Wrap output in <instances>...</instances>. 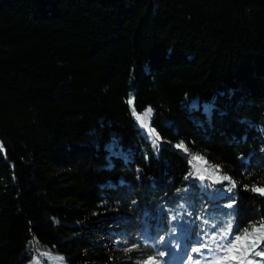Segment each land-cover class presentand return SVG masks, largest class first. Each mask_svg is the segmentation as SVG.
<instances>
[{"label": "trees", "instance_id": "16d2710c", "mask_svg": "<svg viewBox=\"0 0 264 264\" xmlns=\"http://www.w3.org/2000/svg\"><path fill=\"white\" fill-rule=\"evenodd\" d=\"M262 128L264 0H0V264L223 255L229 219L264 217Z\"/></svg>", "mask_w": 264, "mask_h": 264}, {"label": "snow or ice", "instance_id": "6c2138e0", "mask_svg": "<svg viewBox=\"0 0 264 264\" xmlns=\"http://www.w3.org/2000/svg\"><path fill=\"white\" fill-rule=\"evenodd\" d=\"M127 103L129 105H133V113L136 114V110L134 107V98L128 99ZM153 109L148 107L143 111L142 114H137L136 119L140 122L142 127L147 128L148 124L145 122L147 118L151 117ZM152 135L155 136V141H159L160 137L155 131H152ZM177 149H182L187 152V148L184 142H180L175 145ZM195 160H201L202 157H193ZM188 179V176L185 177ZM198 179L203 181L205 179L204 175H199ZM219 181H231V178L228 175H224L219 177ZM235 182L231 183V188H235ZM231 188L228 191H231ZM244 190H250L253 193L258 194L260 197H264V186H257L253 184L250 188L248 185H244ZM236 203L235 199H232L230 203L226 205V207H233ZM234 218L229 219L223 227L219 230V240L221 243L216 244V249L223 253V255H214V259L208 260V264H228L230 261L236 262V264H259L258 261H254L253 259H249V255L253 254L256 257L264 258V250L256 251L259 247L261 241H264V217H261L259 221H249L248 225L245 226L242 230L238 229V227L234 224ZM215 228V226H214ZM235 229V230H234ZM242 231V234H241ZM207 235V234H205ZM231 237V239H229ZM161 241L164 240V237L161 236L159 238ZM212 240L215 243L217 240L216 233L214 232L212 236ZM242 241H249L247 244H242ZM199 246L190 247V252L195 254H200L202 248L208 249L209 252H212L210 245L203 240H197ZM136 245H132V247L126 249V251H132ZM166 253L164 251H159L156 255H149L143 260V264H161V261L157 259V256L164 257ZM187 260L189 264H201V258L193 259L191 255H188ZM206 258V254H205ZM61 260L63 258H60Z\"/></svg>", "mask_w": 264, "mask_h": 264}, {"label": "rangeland", "instance_id": "374dc122", "mask_svg": "<svg viewBox=\"0 0 264 264\" xmlns=\"http://www.w3.org/2000/svg\"><path fill=\"white\" fill-rule=\"evenodd\" d=\"M142 113H137V112H136V114L133 113V117L136 120V123H137L138 127L141 129V131L143 132V134L145 136H147L151 147L153 149H155L156 146H159L160 142L156 141L154 144L155 136L152 135L153 128L151 127L152 114H151L150 118L146 119L145 122L148 124V127L145 128V127H142L140 122L136 119V115L142 114ZM260 130L264 136V128H262ZM196 161L199 162L200 160H196ZM103 242L110 249L111 260L116 262L114 264H143V261L139 260L141 258V251H136V250H132L130 252L129 251H122L119 249V247L117 246L115 241L112 239H109V238H104ZM160 244L164 248L167 247L166 240L160 241ZM183 245H184V249L187 250L184 254H182L181 252L176 253L175 251L173 254L176 256H180V257L181 256L187 257L186 256L187 253L189 255L193 254V253H190V249H188L189 247L187 245H185V244H183ZM195 255L199 256L201 258V264H208V260H209L208 257L205 258V256L202 255L201 253L195 254ZM157 257H158L157 259H159L161 261V264H173V260L172 261L168 260V257H170V255H165L164 257H159V256H157ZM28 264H63V262H60V261H57L56 259L51 258L50 255L46 252H43V253L36 252L33 260Z\"/></svg>", "mask_w": 264, "mask_h": 264}, {"label": "bare ground", "instance_id": "6f19581e", "mask_svg": "<svg viewBox=\"0 0 264 264\" xmlns=\"http://www.w3.org/2000/svg\"><path fill=\"white\" fill-rule=\"evenodd\" d=\"M61 262V261H60ZM64 264V263H63Z\"/></svg>", "mask_w": 264, "mask_h": 264}]
</instances>
